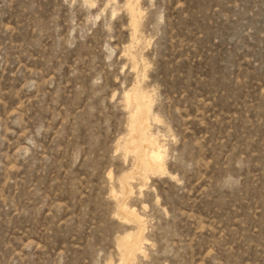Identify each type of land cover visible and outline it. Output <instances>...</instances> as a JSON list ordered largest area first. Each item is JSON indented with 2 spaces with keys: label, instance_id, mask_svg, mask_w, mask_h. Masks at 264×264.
Wrapping results in <instances>:
<instances>
[{
  "label": "rangeland",
  "instance_id": "obj_1",
  "mask_svg": "<svg viewBox=\"0 0 264 264\" xmlns=\"http://www.w3.org/2000/svg\"><path fill=\"white\" fill-rule=\"evenodd\" d=\"M121 263L264 264V0H0V264Z\"/></svg>",
  "mask_w": 264,
  "mask_h": 264
},
{
  "label": "bare ground",
  "instance_id": "obj_2",
  "mask_svg": "<svg viewBox=\"0 0 264 264\" xmlns=\"http://www.w3.org/2000/svg\"><path fill=\"white\" fill-rule=\"evenodd\" d=\"M133 95H134V93H133ZM132 95V96H133ZM135 96V95H134ZM127 97V96H126ZM128 97H130V95L128 96ZM127 97V98H128ZM133 98V97H132ZM140 98V97H139ZM129 99V98H128ZM131 99V98H130ZM129 99V100H130ZM140 99H142V98H140ZM129 100H126L127 102L129 101ZM136 100V99H135ZM133 101V100H132ZM139 101V100H138ZM130 102V101H129ZM143 102V101H142ZM132 103H135L136 104V102H132ZM134 105V104H133ZM136 106H138V105H136ZM147 106V105H146ZM145 107V106H144ZM135 110V109H134ZM137 111V110H136ZM139 111V110H138ZM146 111V110H145ZM141 112H143V111H141ZM134 113V112H133ZM132 113V114H133ZM144 113V112H143ZM135 114H136V112H135ZM142 114V113H141ZM141 116V115H140ZM143 116H144V114H143ZM134 118V117H133ZM132 117H131V120L133 119ZM135 118H136V116H135ZM140 119V118H139ZM135 120H137V119H135ZM141 121H139V123H140ZM145 122H146V120H144L143 118H142V122L140 123V126H141V124H142V126L144 127L145 126ZM132 123V122H131ZM131 126H133L134 127V123H133V125H131ZM136 126V125H135ZM136 127H138V126H136ZM143 127H142V130H144V129H147V128H145L144 127V129H143ZM130 128H132V127H130ZM140 128V127H139ZM134 130V132L132 131V133L133 134H131V135H133L132 136V139H131V141H129V143L127 144V148L128 149H130V150H132V151H134V153L140 148V141H139V135H141L140 133H139V130L137 129V128H134L133 129ZM145 131V130H144ZM131 133V132H130ZM141 133H142V131H141ZM130 135V136H131ZM143 135H144V133H143ZM147 134L145 133V136H146ZM143 138V137H142ZM129 139H130V137H129ZM142 141H144V140H142ZM149 141V140H148ZM147 141V142H148ZM154 141V140H153ZM128 142V141H127ZM126 142V143H127ZM142 143V142H141ZM151 143V142H150ZM150 143H148V144H150ZM145 144H146V142H145ZM153 145V144H152ZM151 145V146H152ZM148 146V145H147ZM125 147V146H124ZM144 148V147H143ZM151 148H153V147H151ZM157 148V147H156ZM146 149V148H145ZM144 149V150H145ZM141 150H142V147H141ZM143 151V150H142ZM141 152V151H140ZM133 153V154H134ZM142 153V152H141ZM140 153V154H141ZM144 153V154H143ZM142 154H141V156L143 157L142 159H145L146 160V162H148L151 166H152V168L153 167H155V166H160L161 164H162V161L160 160V159H162L161 158V153H160V151L158 150H152L150 153H148L146 150L143 152ZM135 155H136V153H135ZM139 155H137V157H138ZM136 158V157H135ZM138 159V158H137ZM138 161V160H137ZM139 162V161H138ZM142 163V162H141ZM137 164V163H136ZM135 164V165H136ZM139 165V164H138ZM148 165V164H147ZM143 166V165H142ZM145 166V165H144ZM138 167V166H137ZM148 167V166H147ZM146 167V168H147ZM163 167V166H162ZM150 168V167H149ZM148 168V169H149ZM158 168V167H157ZM143 169V168H142ZM154 169H156V168H154ZM159 169H160V167H159ZM137 170V169H136ZM144 170V169H143ZM145 171H146V169H145ZM126 180H128V179H126ZM125 180V181H126ZM124 181V180H123ZM123 183V182H122ZM124 183H126V182H124ZM126 185V184H125ZM128 190V189H127ZM123 208V207H122ZM125 208V207H124ZM123 210L121 209V213H123L122 212ZM125 211H129V210H126L125 209ZM128 213H133L134 214V212H128ZM124 214V213H123ZM126 214V213H125ZM127 215V214H126ZM136 215V214H135ZM128 216H129V214H128ZM131 216H132V214H131ZM130 216V217H131ZM137 217V216H136ZM135 219V218H134ZM138 219V218H137ZM138 221V220H137ZM139 226V225H138ZM139 234H141V232L140 233H138V235ZM137 235V236H138ZM127 236V235H126ZM130 238H131V236H130ZM137 238V237H136ZM138 238H142L141 236L140 237H138ZM137 238V239H138ZM129 240V239H128ZM128 240H126L127 242H128ZM138 241H139V239H138ZM141 241V240H140ZM137 240L134 238V240H133V238H132V240H130L129 242H128V244H127V250H126V252L128 253V254H132L135 250H136V247H140V246H137ZM126 245V244H125ZM140 245V244H139ZM124 247V246H123ZM126 247V246H125ZM136 252V251H135ZM126 253V254H127ZM125 254V255H126ZM134 254H136V253H134ZM126 256H128V255H126ZM130 256V255H129ZM132 256V255H131ZM131 256L130 257H127L126 259L128 260V258H131ZM126 261V260H125ZM124 262V261H123ZM122 264V263H121ZM124 264V263H123Z\"/></svg>",
  "mask_w": 264,
  "mask_h": 264
}]
</instances>
